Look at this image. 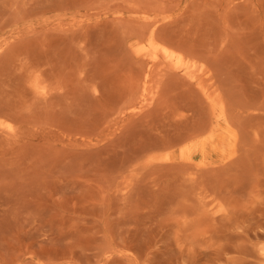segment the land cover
Returning <instances> with one entry per match:
<instances>
[{
  "label": "rangeland",
  "instance_id": "rangeland-1",
  "mask_svg": "<svg viewBox=\"0 0 264 264\" xmlns=\"http://www.w3.org/2000/svg\"><path fill=\"white\" fill-rule=\"evenodd\" d=\"M0 264H264V0H0Z\"/></svg>",
  "mask_w": 264,
  "mask_h": 264
}]
</instances>
